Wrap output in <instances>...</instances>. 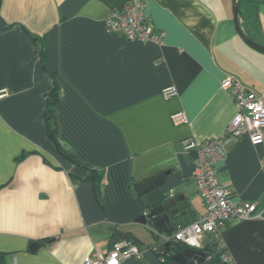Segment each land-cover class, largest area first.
Masks as SVG:
<instances>
[{
    "label": "crops",
    "instance_id": "1",
    "mask_svg": "<svg viewBox=\"0 0 264 264\" xmlns=\"http://www.w3.org/2000/svg\"><path fill=\"white\" fill-rule=\"evenodd\" d=\"M130 1L138 0H0V252L6 264H83L125 236L139 243L144 257L121 264H162L151 247L167 239L137 222L146 209L136 186L169 172L160 190L175 202L180 222H193L206 206L192 178L195 154L184 150V140L206 144L235 116L221 84L226 76L264 95V54L237 33L233 0H141L162 45L107 31L109 10ZM240 8L244 32L264 46V0H244ZM54 76L59 140L83 165L61 155L48 137L43 114ZM171 85L178 96L166 100L162 91ZM179 111L188 122L174 125ZM87 167L101 175L99 196ZM216 175L236 202L264 211V143L242 137ZM220 245L234 264H264V219L232 220Z\"/></svg>",
    "mask_w": 264,
    "mask_h": 264
},
{
    "label": "built area",
    "instance_id": "2",
    "mask_svg": "<svg viewBox=\"0 0 264 264\" xmlns=\"http://www.w3.org/2000/svg\"><path fill=\"white\" fill-rule=\"evenodd\" d=\"M107 31L120 33L130 42L163 44V36L148 22L145 3L130 1L121 8L109 10L106 18ZM222 88L233 98L236 114L224 132L206 144L193 138L184 140L186 152L195 154L192 178L206 206L204 214L175 232L167 240L181 243L188 248L200 250L204 239L213 236L221 243L222 229L232 220L264 219V211L253 202H236L231 190L216 175L219 164L229 153V146L248 137L253 145L264 143V95H259L244 86L237 78L226 76ZM165 99L178 96V90L171 85L162 91ZM174 125L188 122L183 111L172 115ZM144 249L130 239L111 244L107 251H97L87 257L83 264H121L127 260H142ZM224 262L234 264L233 258L225 252Z\"/></svg>",
    "mask_w": 264,
    "mask_h": 264
},
{
    "label": "water",
    "instance_id": "3",
    "mask_svg": "<svg viewBox=\"0 0 264 264\" xmlns=\"http://www.w3.org/2000/svg\"><path fill=\"white\" fill-rule=\"evenodd\" d=\"M241 2L242 0H233L235 29L248 46L264 54V46L249 37L241 27L239 19L241 15ZM168 174L169 172L161 174L153 180L136 186L138 196L141 198V202L146 209L145 213L137 219V222L145 226L160 229L164 233L166 239H169L174 231L172 224L173 211L171 210L170 202L160 190ZM176 246L177 244L173 243L171 240H167L159 249L167 253L171 248ZM38 248L39 244L37 243L31 246L33 251ZM206 258L207 255L205 252L193 248H184L172 255V260L178 264H206Z\"/></svg>",
    "mask_w": 264,
    "mask_h": 264
},
{
    "label": "trees",
    "instance_id": "4",
    "mask_svg": "<svg viewBox=\"0 0 264 264\" xmlns=\"http://www.w3.org/2000/svg\"><path fill=\"white\" fill-rule=\"evenodd\" d=\"M243 2H244V0H242V4H243ZM123 6H121V7H123ZM121 7H119V8H121ZM32 37L35 39V36H32ZM40 57H41L43 67L45 69H47L48 53H47L46 46H44L43 43H41V47H40ZM166 100H169V99H166ZM59 103H60V85L57 81L56 76H54V88L47 95L46 109H45V112L43 114V119H44L45 124H46L48 137L56 144L58 151L61 155H63L64 157H66L68 159L75 161L78 164L83 165L82 163L77 161L72 156V154H70V152H68L66 149H64L60 143L59 126H58V122H57V109H58ZM87 168H89V176H87V179L92 180L96 195L99 196V192H100L99 190H100V184H101L100 183L101 182V175L98 174V172L94 168H92V167H87ZM170 205H171L170 206L171 210L173 211L172 212L173 213L172 224H173L174 233H175L178 230H180L181 228L187 226L188 223L186 224V223L180 222L179 214L177 215V213H179V211L175 207V205H176L175 202H173V201L170 202ZM181 206L183 207V209H184V207H186L184 205H181ZM125 237L133 240L134 242H136L139 245V243L135 239H133L131 236H125ZM208 239L209 240H208L207 245L200 249L201 251L205 252L207 255L206 264H228V263L224 262V260H223V254H225V251L221 249L220 241L216 240L213 236L208 237ZM173 243H175V242H173ZM175 244H177V246L171 248L167 253H166V251H160V249L156 246L151 247V250H153L157 254V256L161 259L162 264H178L172 260V255H173V253L177 252L178 250H182V249L186 248V246L181 244V243H175ZM5 256H6V254L0 252V264H6Z\"/></svg>",
    "mask_w": 264,
    "mask_h": 264
},
{
    "label": "rangeland",
    "instance_id": "5",
    "mask_svg": "<svg viewBox=\"0 0 264 264\" xmlns=\"http://www.w3.org/2000/svg\"><path fill=\"white\" fill-rule=\"evenodd\" d=\"M234 6V5H233ZM233 14H234V11H233ZM234 20V19H233ZM133 241V240H132Z\"/></svg>",
    "mask_w": 264,
    "mask_h": 264
},
{
    "label": "clouds",
    "instance_id": "6",
    "mask_svg": "<svg viewBox=\"0 0 264 264\" xmlns=\"http://www.w3.org/2000/svg\"><path fill=\"white\" fill-rule=\"evenodd\" d=\"M174 234V233H173ZM186 248H188V247H186Z\"/></svg>",
    "mask_w": 264,
    "mask_h": 264
}]
</instances>
